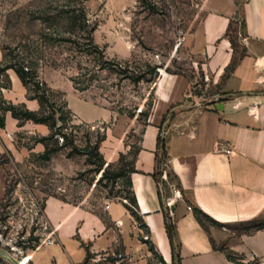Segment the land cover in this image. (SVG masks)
<instances>
[{"label":"crops","instance_id":"0c3cea01","mask_svg":"<svg viewBox=\"0 0 264 264\" xmlns=\"http://www.w3.org/2000/svg\"><path fill=\"white\" fill-rule=\"evenodd\" d=\"M174 1L195 7L184 41L188 39L200 77L207 76L208 84L222 91V99L215 102L222 108L196 99L186 74L160 71L151 87L152 106L131 173L137 212L147 232L121 199L110 200L103 210L95 211L47 196L42 215L45 236L51 232L52 243L26 254L29 264H79L85 259V246L93 254H123L125 262L114 264H150L151 251L141 237H148L164 262L171 264L174 247L166 229L163 201L173 190L166 187L160 194L161 176L159 182L154 176L160 153L158 134L161 137L166 118L161 137L165 161L180 194L169 209L179 263L247 264L253 258L264 264V227L252 231L231 228L242 222L264 224V0ZM6 73L10 88L1 89L4 97L38 109L37 100L26 97L15 72L9 69ZM12 90L20 92L12 96ZM92 105L103 112L95 121L107 122L115 115L109 108ZM5 122L10 131L17 120L8 112ZM31 127L42 133L47 129L33 122ZM36 148L42 151L43 145ZM99 149L106 163L115 162L124 151L123 138L107 136ZM194 209L222 229L202 225ZM228 252L237 261L230 260Z\"/></svg>","mask_w":264,"mask_h":264},{"label":"rangeland","instance_id":"374dc122","mask_svg":"<svg viewBox=\"0 0 264 264\" xmlns=\"http://www.w3.org/2000/svg\"><path fill=\"white\" fill-rule=\"evenodd\" d=\"M49 1L0 0V64L4 45L33 41L31 58L36 56V47L42 51L37 66L39 80L51 90L63 92L62 98L72 112L66 133L73 135L80 146L85 142V134H90L94 140L98 132L104 134L105 139L107 136L111 140L123 138V153L128 154L134 147L140 150L147 125V118L140 112L147 110L152 101L151 87L157 78L147 75L152 78L150 81L133 83L116 74L113 64H107L108 69H99L97 57L80 54L71 44L41 46L36 43L40 25L30 20L29 14ZM82 1L88 16L97 24L94 39L104 49L108 60H128L129 68L136 72L144 71L142 65L146 61L161 65L158 72L167 67L170 72L184 73L192 81L191 94L202 102L223 95L219 86L209 85L210 80L200 77L199 64L189 51L188 39L184 41L194 19L193 5H181L174 0ZM73 78L86 89L76 90ZM2 88H10L6 71L0 74V99L21 103L6 99ZM13 92L20 91L12 90V96ZM54 100L60 101L57 97ZM91 103L109 108L115 115L107 122L95 121L103 112ZM1 107L0 103V117L4 119V125L0 126V264H13L3 255L23 262L25 255L45 237L47 228L42 209L47 196H57L95 211L103 210L108 201L120 200V197L110 196L109 185L105 186V181L98 182L101 173L94 171L84 154L68 156L69 148H64L49 160L39 158L42 151L36 148L41 144L37 140L49 133L48 128L42 133L32 129L31 121H26L21 126L16 123L8 131L5 126L8 112ZM86 119L94 122L83 121ZM167 179L172 182L173 177ZM167 190L169 192V188ZM202 220L207 228L222 229L203 216ZM258 225L259 222L251 221L231 228L252 231ZM37 237L38 241H34ZM118 254H93L88 264H106V258L113 256L125 262L123 254ZM154 262L159 264L156 259ZM247 264L258 263L251 259Z\"/></svg>","mask_w":264,"mask_h":264},{"label":"trees","instance_id":"16d2710c","mask_svg":"<svg viewBox=\"0 0 264 264\" xmlns=\"http://www.w3.org/2000/svg\"><path fill=\"white\" fill-rule=\"evenodd\" d=\"M29 19L37 21L40 25L37 32L36 43L39 42L41 46L63 43L71 44L80 54L97 57V65L99 69H108L110 66L107 64H113L114 67L112 68L116 74L133 83L150 81L152 78H148L147 75L153 74L156 78L159 76L158 69L162 67L159 64H151L150 62L145 61L142 65L144 66V71L141 72L140 70L139 72H136L129 68L130 62L128 60L120 61L116 58L108 60L104 49L94 39V31L97 24L88 16L82 0H50L44 7L31 11ZM33 43V41L31 42L30 40H27L24 41V43L19 42L15 46L4 45L3 63L0 64V74L9 69L13 70L26 89V97L28 99L37 100L39 105L38 109L31 110L24 102L14 104L6 101L4 98L0 99V103L3 105L1 108L4 111L9 112L11 117L18 121V126H21L22 123L26 121L46 125L49 133L40 136L37 140V142L43 145L42 152L38 154L39 158L49 160L55 153L64 148H69L68 156L73 154L86 155V162L93 165L94 171L101 173L98 182L101 183L102 181H105V186L109 185L110 196H119L120 199L125 198L128 201L129 204L125 203L127 209L138 222L139 226L147 232L146 225L137 212L138 205L132 190L131 181V173L134 171V158L139 149L134 147V150L128 154L120 152L118 159L115 162L106 163L99 149L100 142L105 138L104 134L97 132L94 140H91L90 134H85L84 144L82 146L77 144L74 136H69L65 131L68 127L69 121H71L72 112L67 107L66 100H63L62 98L64 95L63 92L51 90L38 78L37 66L38 60L42 57V51L36 47V56L34 59L31 58L32 53H34L32 52ZM20 48L23 50L20 51ZM165 71L170 72L167 67L165 68ZM72 81L76 90L82 92L86 89L85 86H80L78 84L76 78H73ZM151 94L152 92L150 93V96ZM54 97H57L60 100L59 103L55 102ZM151 106L152 101L149 102L147 110L141 111L140 113L147 118ZM0 122L4 123L2 117H0ZM59 139H61L62 142H59ZM158 148L160 149L157 159L158 170L154 173L157 181L161 176L159 166L165 162L163 140L161 137L158 138ZM161 183L165 188L167 187L165 181L161 180ZM116 186H118L117 190L113 191ZM160 194H163V192L161 191ZM165 213L167 233L172 247H174L171 264H180L179 256L175 252L174 225L169 215V209H165ZM194 214L202 225H204L202 216L211 220L213 223L218 224L198 209H194ZM263 227L264 224L260 223L256 229H261ZM33 240L38 241V237ZM141 240L148 244L149 250L151 251V258L149 260L150 264H156L154 259L166 264L163 258L155 251L154 245L148 237H141ZM85 248V259L79 264H88L89 260L93 257V253L89 251L88 247L85 246ZM227 256L233 261L237 259V256H234L229 252L227 253ZM117 260L118 258L116 256L107 257L106 264H114Z\"/></svg>","mask_w":264,"mask_h":264},{"label":"built area","instance_id":"2783aa9c","mask_svg":"<svg viewBox=\"0 0 264 264\" xmlns=\"http://www.w3.org/2000/svg\"><path fill=\"white\" fill-rule=\"evenodd\" d=\"M205 78L207 79V76ZM222 97L223 96H217L216 98L211 99L209 101L216 102V101L222 99ZM160 171H161V180L165 181L166 184H167V187H170L171 190H173V194L172 195H165L164 196V201H163L166 209H170L171 206L174 204V202L180 197V194H179V191L176 188L175 182H170L167 179L168 178V168H167V162L166 161L161 164ZM161 187H162V192L165 193L166 192V188L163 185H161ZM121 200L124 203L129 204L128 201L125 198H121ZM50 235H51V232H49L47 236H45L43 239H41L34 247L36 248V247L41 246L42 244H45V243H47V244L52 243ZM118 255L121 256L120 253ZM252 260H254V259L252 258ZM26 264H29V262L26 263ZM159 264H163V263L159 262Z\"/></svg>","mask_w":264,"mask_h":264},{"label":"water","instance_id":"95a60500","mask_svg":"<svg viewBox=\"0 0 264 264\" xmlns=\"http://www.w3.org/2000/svg\"><path fill=\"white\" fill-rule=\"evenodd\" d=\"M209 103L210 104H214V107L217 108V109L218 108H222V106L221 107H218V105L215 104V102H213V101H209ZM167 122H168V118H166V120L164 121V123L162 125L161 137H163V135H164V127H165V124ZM3 124L4 123L0 122V126H3ZM172 209H173V207L170 208V210H172ZM3 257H5L7 260H9L10 262H12L13 264H21V262L18 259L14 258V257L8 256V255H3Z\"/></svg>","mask_w":264,"mask_h":264},{"label":"bare ground","instance_id":"6f19581e","mask_svg":"<svg viewBox=\"0 0 264 264\" xmlns=\"http://www.w3.org/2000/svg\"><path fill=\"white\" fill-rule=\"evenodd\" d=\"M21 262V261H20ZM26 263H28V260L27 259H23V262H21V264H26Z\"/></svg>","mask_w":264,"mask_h":264}]
</instances>
